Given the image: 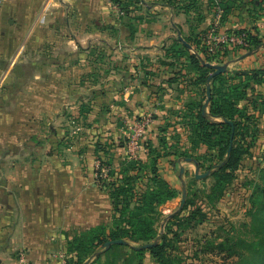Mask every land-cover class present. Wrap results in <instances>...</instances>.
I'll use <instances>...</instances> for the list:
<instances>
[{"label": "crops", "instance_id": "crops-1", "mask_svg": "<svg viewBox=\"0 0 264 264\" xmlns=\"http://www.w3.org/2000/svg\"><path fill=\"white\" fill-rule=\"evenodd\" d=\"M218 10L222 32L257 29L264 38V0H0V77L35 40L42 125L35 142L0 149V264H63L61 253L76 260L67 252L74 234L110 224V195L95 179L98 157L112 172L106 179L117 180L136 122L150 118L137 157L144 162L160 136L186 132L177 113L190 100L192 74L172 47L203 38ZM234 55L224 58L227 72L264 64V48ZM259 96L264 85L252 82L242 105ZM257 129L254 149L263 150L264 113ZM143 264L156 263L146 254Z\"/></svg>", "mask_w": 264, "mask_h": 264}, {"label": "trees", "instance_id": "trees-1", "mask_svg": "<svg viewBox=\"0 0 264 264\" xmlns=\"http://www.w3.org/2000/svg\"><path fill=\"white\" fill-rule=\"evenodd\" d=\"M235 33L244 35L246 45L232 49L234 58L247 53L252 55L264 48V38L257 29L237 30ZM185 42L193 47L189 48L185 43L178 42L172 49L179 59L184 60L182 68L187 71L186 75L192 74L189 78L192 88L187 92L190 99L197 100H190L192 101L188 104L192 105L190 109L184 107L177 116L189 137L208 145L217 153L219 164L209 167L214 168L212 174L216 181L210 188V193L206 195L207 200L213 204L221 198L224 187L232 179L233 171L237 169L243 156L255 146L258 138L257 120L259 115L264 113V97L253 99L248 105H241V102L246 100L247 90L252 82L264 85V64L258 69L226 71L212 77L208 82L209 75L214 72L210 65H214L212 63L214 60L218 65L228 62L229 60L224 59L228 50L210 54L202 36L193 42L189 40ZM142 71L145 76L149 73L145 69ZM208 83L210 100L204 109L199 98L202 96L207 98ZM160 131L163 133L165 129L162 128ZM248 138L251 139L250 142L245 143ZM158 141L159 150L149 149L150 157L147 161L126 160L119 169L117 180L100 179V182H97L110 195L113 206L111 222L109 225H100L85 232L75 233L69 242L67 252L76 255V260L68 259V264H84L87 260H91L89 264H97L104 255L111 259L104 261L103 264H142L146 254H149L156 264H185L178 251L179 234L174 228L181 220L186 223L202 222L205 214L200 208H196L186 217H181L180 213L188 205L185 200L182 209L169 216L166 231L163 233L158 231L156 227L158 210L178 196L177 190L161 177L159 163L162 160H169L168 162L175 168L178 160L185 155L175 146L168 145L165 136H160ZM98 160L100 165L109 166L99 157ZM110 175L112 172L108 169V176ZM252 204L250 227L257 240L240 241L242 245L240 246L245 252H237L238 260L233 264H264V168L256 183ZM117 240L126 243L112 242L107 246V243ZM146 244H150V247L134 248Z\"/></svg>", "mask_w": 264, "mask_h": 264}, {"label": "rangeland", "instance_id": "rangeland-1", "mask_svg": "<svg viewBox=\"0 0 264 264\" xmlns=\"http://www.w3.org/2000/svg\"><path fill=\"white\" fill-rule=\"evenodd\" d=\"M36 43L34 40L30 44L28 57H21L20 55L14 57L12 70L7 72L6 77L4 74L0 77L1 150L7 143L19 145L25 140L35 142L36 132L42 126L36 119L38 110L37 87L35 84V76L37 75ZM105 47L107 46L105 45ZM109 48L111 49V47ZM113 49L115 47L111 50ZM106 58L110 59L111 57L108 58L107 56ZM102 60H105V58H102ZM105 61L107 62V60ZM47 74L52 76V73H46L45 75ZM206 99V96H202L199 98L200 103L203 105ZM190 100L195 101L197 99ZM190 100H187L181 109L184 107L190 109L192 106L188 105L192 103ZM5 113L7 116H5ZM250 140L248 138L245 143L250 142ZM167 142L168 145L175 146L185 155L178 160L173 169L169 166V160H162L159 163L161 177L177 190L178 196L167 206H163L160 208L161 210H158L159 216L156 224L158 231L160 233L166 231V221L171 214L178 211L182 188L184 187L188 205L180 213V216L186 217L196 208H200L205 214L202 222L186 223L181 220V223L174 228L179 234L178 251L185 264H233L238 260L236 253L245 252L240 241L257 240L256 234L251 231L250 219L254 189L260 172L264 168V149L258 150L253 147L251 151L243 156L237 169L233 171L231 181L224 187L221 198L212 204L207 200L206 195L210 193V188L216 181V177L212 174L214 168L209 169L211 165L219 164L216 151L210 149L208 145L189 137L188 132L178 136L172 134ZM14 152L12 153V159H20L21 154L18 153L17 155L16 153L15 155ZM25 154L30 159L37 155L36 152ZM187 159H191V161H187ZM181 167L184 168V172L182 177L179 178ZM196 169L199 178L196 177ZM208 170L210 171L209 175L200 177ZM110 259L105 257L97 264H103L104 261ZM112 259L115 260V257Z\"/></svg>", "mask_w": 264, "mask_h": 264}, {"label": "built area", "instance_id": "built-area-1", "mask_svg": "<svg viewBox=\"0 0 264 264\" xmlns=\"http://www.w3.org/2000/svg\"><path fill=\"white\" fill-rule=\"evenodd\" d=\"M221 11H217L215 21L210 30L203 36L202 40L210 54L222 53L224 50H232L236 46H245L244 35H237L235 32H222L220 27ZM150 118H143L141 121L136 122L130 128L129 135L126 140L127 153L131 159H138V153L143 144V138L149 125ZM97 170L95 175L96 183L104 180L108 176V168L101 167L97 164ZM59 257L63 259V264H68L66 257L63 253L59 254ZM22 264H28L25 259H21Z\"/></svg>", "mask_w": 264, "mask_h": 264}, {"label": "water", "instance_id": "water-1", "mask_svg": "<svg viewBox=\"0 0 264 264\" xmlns=\"http://www.w3.org/2000/svg\"><path fill=\"white\" fill-rule=\"evenodd\" d=\"M249 54L250 53H247V54L239 57V60L244 58V57H246V56H248ZM208 65H210V64H208ZM210 66L214 70V72L209 75L208 82L210 81V79L212 77H214V76H216V75H218L220 73H225L227 71V68H228V63H224L222 65H210ZM206 94H207V99L205 100V102L203 104V108L204 109L206 108V106L208 105V102L210 100V85H209V83L206 86ZM187 161H191V159H187ZM183 172H184V168L181 167L180 171H179V178L182 177V173ZM195 172H196V177L199 178V175L197 173L198 170L196 169ZM209 174H210V171L208 170L206 173L202 174L200 177H206ZM185 200H186V189L183 187L182 188V194H181V203H180V206L178 208V211H180L182 209V207H183V205L185 203ZM112 242L113 243H118V244H125L126 243L123 240H117V241H111V242L107 243V246H109ZM148 247H150V244H146V245H142L140 247H134V248H136V249H146ZM89 262H90V260H87L84 264H88Z\"/></svg>", "mask_w": 264, "mask_h": 264}]
</instances>
